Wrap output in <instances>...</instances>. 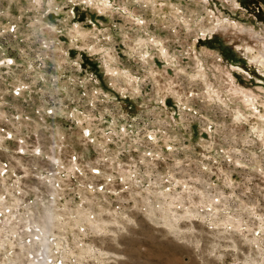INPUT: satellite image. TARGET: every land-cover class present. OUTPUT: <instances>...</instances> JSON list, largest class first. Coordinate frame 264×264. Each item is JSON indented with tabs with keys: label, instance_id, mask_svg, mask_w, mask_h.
Segmentation results:
<instances>
[{
	"label": "rangeland",
	"instance_id": "374dc122",
	"mask_svg": "<svg viewBox=\"0 0 264 264\" xmlns=\"http://www.w3.org/2000/svg\"><path fill=\"white\" fill-rule=\"evenodd\" d=\"M260 52L264 0H0V264H264Z\"/></svg>",
	"mask_w": 264,
	"mask_h": 264
},
{
	"label": "bare ground",
	"instance_id": "6f19581e",
	"mask_svg": "<svg viewBox=\"0 0 264 264\" xmlns=\"http://www.w3.org/2000/svg\"><path fill=\"white\" fill-rule=\"evenodd\" d=\"M259 57L261 58L262 61H260L261 64H264V54H261L260 52V55ZM259 61V60H258ZM247 98V97H246ZM245 99V98H244ZM251 101V100H250ZM1 229V228H0ZM31 231V230H30Z\"/></svg>",
	"mask_w": 264,
	"mask_h": 264
}]
</instances>
